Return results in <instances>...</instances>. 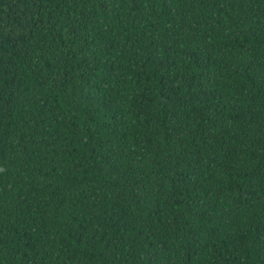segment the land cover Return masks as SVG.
<instances>
[{
    "label": "trees",
    "instance_id": "trees-1",
    "mask_svg": "<svg viewBox=\"0 0 264 264\" xmlns=\"http://www.w3.org/2000/svg\"><path fill=\"white\" fill-rule=\"evenodd\" d=\"M0 264H264V0H0Z\"/></svg>",
    "mask_w": 264,
    "mask_h": 264
}]
</instances>
